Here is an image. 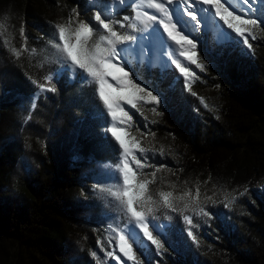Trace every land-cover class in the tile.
I'll return each mask as SVG.
<instances>
[{
	"label": "trees",
	"instance_id": "obj_1",
	"mask_svg": "<svg viewBox=\"0 0 264 264\" xmlns=\"http://www.w3.org/2000/svg\"><path fill=\"white\" fill-rule=\"evenodd\" d=\"M142 3L0 0V85L16 92L15 104L0 103V264H72L77 238L90 233L80 197L82 167L73 150L104 163L117 164L121 157L118 143L107 133L110 120L97 83L82 72L61 71L56 26L74 32L78 21L94 23L97 10L111 21L128 16L125 23L130 25ZM233 3L237 14L260 23L251 33L257 39L249 40L253 48L234 34L218 35L209 17L193 34L204 42L196 59L205 67L179 58L193 73L188 77L191 92L175 65L141 58L135 44L129 49L128 70L136 82L150 84L154 94H166V103L159 106L140 101L130 109L133 120L127 132L139 147L150 150L138 153L145 165L136 169L138 179L149 181L153 200L171 192L181 208L187 199H198L213 214L209 218L190 208L183 213L161 208L156 213L161 228L154 235L165 250L157 253L151 242L138 238L133 250L139 264H264V2L251 0L247 7ZM114 27L123 35L133 31ZM102 34L95 27L88 45L100 42ZM40 84L57 91L40 92ZM49 108L65 112L63 127L73 136L52 135V123H45L48 117L54 120ZM29 152L36 164L24 174L22 160ZM183 215L193 218L195 242L187 235ZM99 238L102 245L110 244L105 233ZM122 259V264H134Z\"/></svg>",
	"mask_w": 264,
	"mask_h": 264
},
{
	"label": "snow or ice",
	"instance_id": "obj_2",
	"mask_svg": "<svg viewBox=\"0 0 264 264\" xmlns=\"http://www.w3.org/2000/svg\"><path fill=\"white\" fill-rule=\"evenodd\" d=\"M239 2L248 5L251 0H239ZM148 7L155 9L157 14H150L147 11L137 13L136 22L130 25L125 23L129 19L128 16H124L122 21H111L107 14L100 10H97L92 17L94 23L78 21V27L74 32L66 31L64 25H57L61 43L55 44V48L62 56L61 64L64 67L61 71L82 72L85 78H94L98 83L99 100L112 121L111 126L107 128V133L114 138L119 149L122 150L120 161L114 168L122 177L123 187L122 189L117 188L114 192L111 189L102 191H108L120 202L122 211L128 218L127 224L123 227L117 225L116 243L123 256L133 261L134 264H139L133 250L138 238L141 242H151L157 253L165 250L164 244L157 238V235H154V232H158L161 228L156 216L161 208L171 213H183L185 209L190 208L197 215L209 218L213 214L207 211L198 199H187L184 207L181 208L176 202L177 198H174L171 192H161V199L153 200L148 194L149 181L138 179L136 169L145 166L142 159L138 157V153H146L150 150L139 147L137 140L129 136L126 127H118L116 122L119 121L120 124L125 125L133 120L130 111L125 110L122 104L126 103L130 109H136L140 101L159 106L161 103H166V94L162 91L154 94L149 90L150 84L142 86L144 81L136 82L133 78L135 74L128 70L132 63L129 49L135 44L139 47L141 58L153 57L163 67L175 65V68L179 69L183 75L188 91L191 92L188 77L193 73L189 71V67L182 64L179 58L170 60L164 58L175 56L178 46L179 57L190 61L198 69L205 67V65L198 64L196 59L198 47L203 48L204 42L199 38H194L193 34L208 23L209 17L215 20L218 35L234 34L235 37L242 38V44L249 50L253 48L252 43L249 42L250 38L257 39L251 36V33L260 27L258 19H248L243 14H237L229 0H148ZM115 24H119L121 29L128 27L133 31L123 35L114 27ZM95 27L102 29L105 34L99 36L100 42L89 46L88 41ZM23 33L24 30L21 28V34ZM49 79L52 77L50 76ZM110 80L117 86L114 87L113 83L109 82ZM39 90L53 93L57 91L54 86L46 89L44 84L39 85ZM192 95L195 96L196 93L193 92ZM201 102L203 103V100ZM155 110L153 108V111ZM158 151L161 156L164 155L163 148ZM163 167V165L159 166L156 171ZM152 175L155 177L156 173L153 172ZM179 199L183 201L185 197ZM211 203L215 204L216 201H211ZM228 206V204L224 205L226 208ZM167 219L172 220V216L169 215ZM183 221L189 225L187 235L195 242L196 236L193 228L196 225L193 224V218L183 215ZM107 255L111 257L113 253L108 252ZM116 259L122 258L117 256Z\"/></svg>",
	"mask_w": 264,
	"mask_h": 264
},
{
	"label": "rangeland",
	"instance_id": "obj_3",
	"mask_svg": "<svg viewBox=\"0 0 264 264\" xmlns=\"http://www.w3.org/2000/svg\"><path fill=\"white\" fill-rule=\"evenodd\" d=\"M234 1L235 0H229V3L232 5V8H234ZM236 2L240 3L239 0H236ZM244 7H247V5ZM138 11V13H143L147 11L150 14H157L155 9L148 7V0H143V3L139 4ZM212 20L215 24V20L213 18ZM137 35H139V33H137ZM135 47L137 48L138 46L135 45ZM173 58H180L178 46L175 56L166 57L164 59L170 60ZM88 78L90 80H94V78ZM109 82L113 83L114 87L117 86L115 82L111 80ZM3 85L5 87L0 85V103L3 101L6 104H15V90L13 88H10V86L6 85L5 83ZM122 106L125 107V110H129L130 115L132 116L130 106H127L126 103L122 104ZM52 108L54 109V107ZM52 108H49V111L50 115L54 117V120H51V118L48 117L47 122H45L47 126L52 123V135L56 137L60 134L64 135V133H67L70 136H73L72 131L65 130L63 127L65 112L62 110H57L56 112H54L51 110ZM104 111L105 113H107L105 108ZM39 119L46 121V118L43 115H41ZM109 120L111 126L112 121L110 117ZM131 122L132 121L128 122L125 125L120 124L119 121H117L116 123L118 127H126V130H128L130 129ZM73 152L74 158L76 159V163L79 162L82 167L83 189L80 192V197H82L84 201L83 204L86 209V216L88 218L90 226V233L88 234L87 238H77L75 248L73 250L71 263L122 264L123 259H116L117 256L122 258L123 253L120 252L119 247L116 243L118 236L115 230L117 228V225L123 227L125 224H127L128 218L124 215L120 202L108 191H102L111 189V191L114 192L117 190V188L122 189V177L118 175L117 171L114 168L116 164L104 163L99 160H95L94 158L88 155H82L79 149H74ZM35 164L36 158L30 152L26 153L22 160V173L25 174L30 170H33ZM100 233H105L108 236V241L110 244H108L107 241H105L104 245L101 244V240L99 238ZM106 246H109L110 249H107ZM99 247L102 251H100ZM108 252H112L113 256L109 257L107 255ZM93 253H95V255H93Z\"/></svg>",
	"mask_w": 264,
	"mask_h": 264
}]
</instances>
